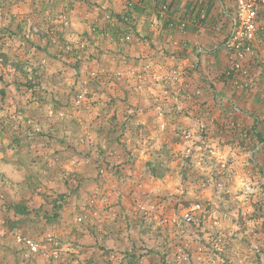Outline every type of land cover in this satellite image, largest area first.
<instances>
[{"label": "crops", "instance_id": "0c3cea01", "mask_svg": "<svg viewBox=\"0 0 264 264\" xmlns=\"http://www.w3.org/2000/svg\"><path fill=\"white\" fill-rule=\"evenodd\" d=\"M234 13L235 0L5 1L0 7V51L9 56L14 50H24L25 65L29 61V65L39 62L45 67L35 73L41 77L43 90H57L55 83L62 81L64 71L72 78L70 71L84 75L86 68L95 65L113 75L143 74L146 78L139 90L134 78L108 85L105 107L100 108L103 116L97 111L99 105H93L87 118L93 119L94 126L102 121L109 124L106 120L110 119L128 125L132 133L140 125L135 140L140 139L143 145L128 147L117 160L106 156L105 162L117 167L100 176L97 168L103 156L80 158L74 152L61 153L60 148L55 155L58 164L43 170L44 176H49L43 185L61 201L35 195L33 184L25 179L26 170L13 164L15 150L0 152V175L4 178L0 196L2 192L5 196L4 201L0 198V264H75L78 259L83 264H211L207 251L216 235L230 236V247L223 250L222 257L237 264L240 250L235 236L246 232L232 222L244 219L261 199L259 191L264 192V14L263 34L253 46L254 55L244 64L248 76H235L234 81L228 76L224 47ZM25 18H31L40 30L29 48L18 37L26 29ZM51 29L58 38L48 34ZM11 32L18 36L6 37ZM126 36L129 42L124 41ZM55 38L59 45L71 43L75 49L72 55L52 46ZM174 69L183 71L184 76L163 84ZM0 72L6 70L0 68ZM165 91L167 96H163ZM8 95L21 101L15 91ZM23 104L29 116L38 106L33 101ZM10 136L0 144L10 146ZM229 157H234L233 180L224 181L222 175L230 172L225 165ZM209 174L217 179L202 189L200 182ZM245 186L251 194L243 191ZM96 189L112 195L107 204L96 203V215L92 216L87 200ZM233 192L235 196L226 197ZM199 200L213 207L197 225L188 228L161 226L156 216L145 219L130 214L136 203L160 205L170 214L185 208L183 202ZM229 204L236 206L235 211L226 212ZM37 207L42 211H31ZM257 218L261 217L253 216L258 226L262 219ZM257 226L248 230L253 234L250 247L264 251V228ZM17 234L38 241L53 234L73 250L55 263L40 255L25 260L14 242ZM181 238L189 247L187 262L178 263L175 255Z\"/></svg>", "mask_w": 264, "mask_h": 264}, {"label": "rangeland", "instance_id": "374dc122", "mask_svg": "<svg viewBox=\"0 0 264 264\" xmlns=\"http://www.w3.org/2000/svg\"><path fill=\"white\" fill-rule=\"evenodd\" d=\"M5 1L7 0L0 1V7L4 5ZM23 22L25 23L26 29L24 32L22 31V34L20 36H18L17 32H11V34H9V36L6 37L12 38L13 36H18L19 38H21L23 43L27 44L25 48L27 47L29 48L30 45L33 44L31 41L34 39V36L40 35V30L36 26L37 24L32 22L31 18H25ZM65 26L66 25H64V27ZM48 34L50 36H55L58 38L57 35H52L55 34L53 29L49 30ZM54 40L55 41L51 42V45L59 46V49L63 53L72 55V53L75 51L71 43L59 45L57 39L55 38ZM6 47H10V46H6ZM75 48L77 50V47ZM22 53H24V50L23 51L19 50L18 52L14 50L13 54L9 55L10 56L9 57L7 53L5 52L1 53L0 51V57H1L0 68L1 69L4 68L6 70V73L0 72V136H1L0 141L8 138L7 135H11L9 138V140L11 141L10 146L6 142L1 143L0 152H10L8 149L15 150V152H13V154L15 155V157L13 158L15 162L13 164H15L17 167H20L22 169V170L20 169L21 171H23V169L26 170L25 172L26 174L24 175L25 179L33 184V189L31 190L35 195L45 197V199L47 198L49 199L54 196V199H56L57 201L58 200L61 201L56 196V193L53 192L54 194H50L51 190L46 189L45 186L43 185L49 179V176L47 177L44 176L43 170L46 168L49 170L50 168H54L58 164L55 155L58 152L60 153L61 151L60 148L61 149L63 148V151H61V153L74 152V154L80 156V158L85 157V155L87 157L88 156L87 154H89L88 159L89 158L98 159L100 158V156H103L102 158H105L107 156L109 158H113L112 160L114 159L117 160L120 152H128L127 151L128 147L130 146L138 147L143 145V142L140 141V139L135 140V136H137V134L139 135V131L142 130V126L140 125H136L139 127L137 130L133 131L132 133L131 129L129 130L128 125L126 126V125L115 124L113 120L111 121L109 119L106 120L109 122V124L104 125L103 124L104 121H102V122H97L96 123L97 125L94 126L93 124H91L93 119L90 120L87 118L89 111L93 109V105H99L98 109L100 108L103 109L105 107V103H106L105 96L107 94L106 89L108 88L107 87L108 85L120 83L124 81L126 78L128 79L134 78V80L136 81L135 88L136 90H139L141 89L146 77L143 75L142 76L143 79H140L138 77V74H136L135 77H133V74L130 73L128 74L129 76L123 75L122 73H115L113 75V73L107 72L104 68L96 65L93 68H86L84 70L85 72L84 75L82 74L77 75L75 74L74 70L70 71V69H73V67H70L68 68V70L71 72L72 78L69 77L70 75L68 76L67 72L64 71L63 73V71L61 70L62 73L64 74L63 79H65V81H63L62 79L63 82L62 81L61 82L59 81V83L56 82L55 86L57 87V90L53 89L52 91L47 92L46 90L42 89L41 86L42 83L40 80L41 77L35 75V73H40V70H43L45 67H42L39 64V62L38 64L31 63V65H29V61H26L28 62L27 63L28 65H25L26 64L24 61L25 56H21ZM60 57L57 56V59H60ZM27 68H31L32 70L31 73H28L26 71ZM142 68L147 69V66H143ZM145 74H147V72ZM121 75H123V77ZM178 80L179 79H177L176 81ZM170 82L165 79V82L163 84L165 85L166 83L170 84ZM9 86L13 88L12 91L7 90V87ZM13 91H15V95L18 96L21 99V101L20 100L17 101L8 95V93L12 94ZM163 96H167V95L163 94ZM31 101L38 104V106H36L35 108L33 107L31 109V114L35 119L33 118L31 119L32 116H29V114H27V108L26 110H23V108L27 106L23 104V102L29 103ZM12 106L15 108L14 109L12 108L11 110L12 112H10L9 108ZM101 109L97 111L101 113V117H102L103 114L101 112ZM98 115H96V118L98 117ZM109 115L110 113H106V116L109 117ZM40 117L45 118L42 123H40V121L34 122V120L39 119ZM28 121L31 122L29 123ZM105 127L107 128V130L105 129ZM132 128H134V126ZM126 131H130L132 135H128V136L125 135ZM9 132L10 133L12 132V134H9ZM181 137L185 139L186 134L184 133L181 134ZM13 139L17 140L15 141L16 143L13 141ZM12 145L14 146L12 147ZM91 152H93L94 154L91 155ZM103 160L104 161H102V163L99 164V167L97 168V176H100L98 170L100 169L104 171L106 169L112 170V167L114 166V164H116V163H106L105 162L106 158ZM41 162L43 163L41 164ZM233 163H234V157H229L227 161H225V165H228L226 169L227 170L230 169V172L229 173L227 172V175L226 174L222 175L224 176V178H226L224 179V181L233 180L230 178L232 176V169L234 166ZM42 165H44V168L41 167ZM29 166L32 167V169L28 171ZM231 166L232 168H230ZM115 167H117V165L114 166L113 169ZM215 179H217V176H214L213 174H209V176H207V179H204L202 182H200V186L202 187V189H204L206 185H210L212 182L215 181ZM3 183H4V178L0 175V185H2ZM250 190L251 189L248 190L246 186L243 187V191L246 194L247 192L248 194H251ZM215 192L219 193L220 191L215 190ZM259 192L261 199L260 200L258 199L259 201H257L255 205L252 206L253 210L249 209L250 211L248 210V212L245 214L246 216L244 217V219H242L241 217L240 219H235L232 222L234 224L237 223V226L240 227L239 230L242 233L246 232L244 233V236L242 235L240 237L235 236V242H236L235 245H237L238 246L237 248H239L240 250V254H239L240 257L236 256L235 258V260H237V264H264L263 249L250 247L251 240L253 242V236H252L253 234L248 233V230L252 228L251 226H257L253 221V216L261 217V218H257V219H262L260 220L258 226H261L260 229L264 228V219H263L264 200H262V198L264 197L263 195L264 192L262 191ZM2 194L3 192L1 193L0 198H3L2 200L4 201L5 196H3ZM111 195L112 193L106 190L103 191H101L100 189L93 190L87 200L88 209H89L88 214L90 215L92 214V216H95L96 213L94 211V208L96 206V203L99 202L102 204H107L108 199L109 197H111ZM232 195L235 196V192L227 193L226 197ZM60 196H62V194H60ZM104 199L105 202L103 201ZM196 204L200 205V210L195 213L197 221L194 224H189V225L182 224L181 227L184 228L187 226L189 227V226L197 225V223H199V221L203 218V216L208 215L210 209L213 206L211 207V205H208L207 203H203L200 200L197 202L188 201L187 203L184 202L182 203V205L185 206V208L181 209L179 212L174 211L175 213L166 214L164 213L163 206L161 207L160 205H155L150 203H136L131 207L130 214H132L133 216L134 215L142 216L145 219H150V217L156 216L158 218L157 221L161 226L170 225L177 227L168 222H163V221L159 222V219H161L164 216L166 217L172 216L173 214L178 215L181 212L187 210L188 208ZM227 206L229 207L227 211L224 210L221 206L218 207L222 208L227 213L235 211L236 206L230 204ZM20 207L23 208L22 206ZM153 207L156 209L155 211H157V213H155V211L152 210ZM16 211H18V209H16ZM31 211L41 212L42 209L40 207H37L36 209H31ZM39 216H42V213H40ZM43 217L45 216L43 215ZM251 220L253 222H250ZM180 235L184 237L183 233ZM216 236L212 237L213 240L210 241L211 242L210 251H207L211 257L210 258L211 261L209 262L211 264H217V263L223 264V262L225 263L226 261V263L229 264L228 259H226L225 257L223 258L222 254L225 248L230 247L229 246L231 244V240H229L230 236L228 237L225 236L222 237L218 235ZM44 237L41 238L39 241L38 240H34V241L40 242L44 239ZM57 239L60 241L58 237ZM185 240H186L185 238H181V240H179L181 242V247L180 249L179 248L177 249L175 255V259L178 263L187 262L186 250L189 247L188 246L189 243ZM260 243L261 241L257 239V245H260ZM72 250L73 247H70L69 252L65 254L67 255L69 253L71 254ZM60 260L56 262H59ZM76 263L83 264V262L79 259L76 261ZM132 263L134 264L133 261Z\"/></svg>", "mask_w": 264, "mask_h": 264}, {"label": "built area", "instance_id": "2783aa9c", "mask_svg": "<svg viewBox=\"0 0 264 264\" xmlns=\"http://www.w3.org/2000/svg\"><path fill=\"white\" fill-rule=\"evenodd\" d=\"M263 14L264 0H235V13L232 19V26L224 42L229 59L228 76L234 81L235 76L236 78L248 76V70L244 64L249 56L254 55L253 46L263 34ZM62 22L63 25H66L65 21L62 20ZM130 40L128 36L124 37L125 42H129ZM135 75L133 74V77ZM142 76L143 74H138L140 79H143ZM183 76V71L174 69L166 80L174 82ZM164 94L166 95L167 92L165 91ZM98 172L100 175H103L105 171L100 169ZM103 201L105 202V199ZM152 210L155 211L156 209L153 207ZM199 210L200 205L196 204L178 215L164 216L159 219V222H168L177 227H181L182 224H194L197 221L195 213ZM81 221L79 218L78 222ZM14 242L23 251L22 257L25 260L33 255H40L48 261L56 262L61 259L63 254L69 252L70 248V246L61 244L53 234H46L40 242H36L26 236L16 235Z\"/></svg>", "mask_w": 264, "mask_h": 264}]
</instances>
